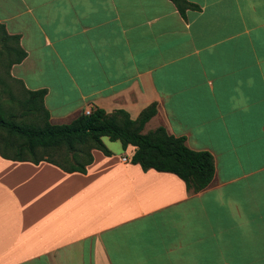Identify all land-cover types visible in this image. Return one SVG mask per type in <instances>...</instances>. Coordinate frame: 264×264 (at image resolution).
Instances as JSON below:
<instances>
[{
  "label": "crops",
  "instance_id": "0c3cea01",
  "mask_svg": "<svg viewBox=\"0 0 264 264\" xmlns=\"http://www.w3.org/2000/svg\"><path fill=\"white\" fill-rule=\"evenodd\" d=\"M189 1L0 0L28 53L11 74L47 89L52 123L156 103L144 132L215 160L193 192L132 145L86 173L0 155V264H264V0Z\"/></svg>",
  "mask_w": 264,
  "mask_h": 264
},
{
  "label": "trees",
  "instance_id": "16d2710c",
  "mask_svg": "<svg viewBox=\"0 0 264 264\" xmlns=\"http://www.w3.org/2000/svg\"><path fill=\"white\" fill-rule=\"evenodd\" d=\"M186 17L189 9L199 6L189 0H172ZM0 86L5 91L20 85L11 98L0 96V155L6 159L40 163L47 161L66 172L86 173L94 161L95 149L106 155L112 151L103 138L121 141L123 148L135 147L131 161L144 170L172 172L182 178L190 191L199 192L210 185L215 175V160L210 151L191 149L185 136L170 134L164 126L144 132L145 125L158 113L157 104L145 108L133 119L124 109L107 112L96 107L82 112L69 123L55 124L45 105L47 89L30 90L11 74L13 65L28 55L19 34H9L0 23Z\"/></svg>",
  "mask_w": 264,
  "mask_h": 264
},
{
  "label": "rangeland",
  "instance_id": "374dc122",
  "mask_svg": "<svg viewBox=\"0 0 264 264\" xmlns=\"http://www.w3.org/2000/svg\"><path fill=\"white\" fill-rule=\"evenodd\" d=\"M1 47H2V42L0 41V48ZM5 71L6 70L4 68L0 69V74H3L5 76ZM9 90H12V92L14 94L18 95L21 92V86L20 85L10 86V89H8L6 91L4 89H2V87L0 86V96L3 98V100H9L11 98ZM146 131H149V129H146ZM103 141L107 145L108 148L115 149V151H117V153H119V154L125 153L121 141H119V140L111 141L108 137H104ZM74 263L78 264V258H75Z\"/></svg>",
  "mask_w": 264,
  "mask_h": 264
},
{
  "label": "built area",
  "instance_id": "2783aa9c",
  "mask_svg": "<svg viewBox=\"0 0 264 264\" xmlns=\"http://www.w3.org/2000/svg\"><path fill=\"white\" fill-rule=\"evenodd\" d=\"M91 110H87L86 113H90ZM124 160H127V158L125 157Z\"/></svg>",
  "mask_w": 264,
  "mask_h": 264
}]
</instances>
